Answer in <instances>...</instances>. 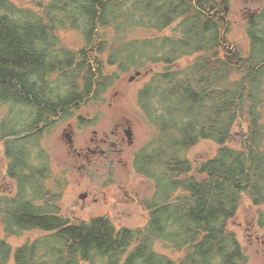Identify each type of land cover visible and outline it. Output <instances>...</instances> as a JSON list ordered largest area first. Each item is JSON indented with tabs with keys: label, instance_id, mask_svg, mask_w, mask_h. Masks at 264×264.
<instances>
[{
	"label": "trees",
	"instance_id": "1",
	"mask_svg": "<svg viewBox=\"0 0 264 264\" xmlns=\"http://www.w3.org/2000/svg\"><path fill=\"white\" fill-rule=\"evenodd\" d=\"M224 2L48 0L30 8L0 0V104L8 105L0 140L16 184L0 194V264H247L229 221L243 192L264 206V27L247 28L251 50L241 58L226 44ZM135 29L146 34L131 35ZM59 30L76 31L81 41L69 45ZM142 68L149 76L136 102L156 133L132 165L153 182L146 223L116 227L104 215L64 216L63 182L51 180L41 136L54 116L100 99L123 73ZM235 125L240 148L226 144ZM32 137L31 158L35 147L24 140ZM200 139L218 148L193 166L186 152ZM256 222L264 228V210ZM26 230L44 234L9 240ZM157 241L182 256L157 252Z\"/></svg>",
	"mask_w": 264,
	"mask_h": 264
},
{
	"label": "rangeland",
	"instance_id": "2",
	"mask_svg": "<svg viewBox=\"0 0 264 264\" xmlns=\"http://www.w3.org/2000/svg\"><path fill=\"white\" fill-rule=\"evenodd\" d=\"M18 6L36 8L38 3H45L48 0H11ZM225 38L226 44L237 47L241 58H249L251 44L247 35V28L252 24L263 28L264 19H259L256 9H264V0H226L224 2ZM251 13L256 16L251 18ZM168 33V30L165 31ZM146 33L141 29H135L131 35L144 36ZM59 37L62 41L75 45L81 41L80 34L73 30H59ZM235 45V46H234ZM103 58L107 53L101 54ZM197 54L184 56L178 60L179 64L190 63ZM242 66V63L238 67ZM154 68H161V65H153ZM141 69V74L128 80L133 71L123 73L98 100H89L72 109L67 117L58 118L50 129L43 133L40 146L48 156L50 169L52 170L51 180L63 182L62 196L60 198V210L64 216L70 218L87 219L94 216L104 215L116 226L137 228L143 226L148 217V211L144 207V201L148 200L154 190L153 182L149 178L139 175L133 168V156L135 153L155 135V126L141 111L136 102L135 93L138 88L148 79L149 74ZM111 103V104H110ZM8 105L0 104V124ZM261 115V122L264 124V99L261 107H258ZM79 117L84 121L79 120ZM128 118L134 123L135 143L132 146H125L121 152L114 150V159L105 158L102 155L95 157L96 163L79 167L82 159L77 158L74 153L68 150L71 147L64 139L62 130L72 124L74 142L73 147L81 149L93 137V130L97 131L96 137L104 134L111 135L114 124L121 118ZM241 116L240 118H243ZM245 120L242 119L240 126L245 127ZM237 131V132H236ZM239 125L233 127L235 139L226 144L233 148H240L242 137L239 138ZM110 139H115L111 137ZM27 138L24 143L28 148L35 147ZM264 148V138L261 141ZM102 147L115 149L111 145ZM218 148V145L209 139H200L191 146L186 157L193 166L211 158ZM36 147L30 150L31 158L34 156ZM79 167V168H78ZM7 159L2 151L0 140V194L13 193L16 188L14 180L8 175ZM85 193L84 198L79 195ZM242 193V201L237 210L236 216L229 221V227L240 240L245 254L247 264H264V228L258 226L256 219L258 213L264 210V206H255L251 200ZM43 235L38 230L23 231L20 236H11L9 240L15 244L24 239H32ZM0 235H3L0 224ZM154 248L159 253H164L172 259H178L182 252L175 251L164 245L162 242H155ZM8 264H12L9 262Z\"/></svg>",
	"mask_w": 264,
	"mask_h": 264
},
{
	"label": "flooded vegetation",
	"instance_id": "3",
	"mask_svg": "<svg viewBox=\"0 0 264 264\" xmlns=\"http://www.w3.org/2000/svg\"><path fill=\"white\" fill-rule=\"evenodd\" d=\"M255 13L258 15V17L261 19H264V9H256ZM254 13H251V18L256 16ZM249 19V20H250ZM235 46V45H234ZM235 50H238L235 46ZM239 51V50H238ZM111 104V103H110ZM60 118V115L54 116L51 120L50 127L54 125L55 121ZM69 127H64L62 130L64 139H66L68 145L71 147L69 152L71 151L74 153V155L82 159V165L79 167H84L86 165H90L92 162L96 163L95 157L97 155H102L105 158L114 159V150H116L118 153L123 150L125 146H132L135 143V135H134V123L131 121V119L128 118H121L118 119V121L114 124V129L111 130V135L104 134L101 137L97 136V131L93 130V137H90L89 142L86 143L85 147H81V149H77L76 147H73L72 144L74 142V134L71 122H69ZM111 137H114L115 139H110ZM103 145H111L115 147V149L105 148L102 147ZM78 167V168H79ZM85 194V193H82ZM86 196V194H85ZM84 196V197H85ZM83 197V198H84ZM79 198L80 195H79ZM82 199V198H81Z\"/></svg>",
	"mask_w": 264,
	"mask_h": 264
},
{
	"label": "water",
	"instance_id": "4",
	"mask_svg": "<svg viewBox=\"0 0 264 264\" xmlns=\"http://www.w3.org/2000/svg\"><path fill=\"white\" fill-rule=\"evenodd\" d=\"M140 74H141L140 71H136V72L133 73V75H131V76L129 77L128 80H132L134 77L139 76ZM84 196H85V194H80V197H81V198H83Z\"/></svg>",
	"mask_w": 264,
	"mask_h": 264
}]
</instances>
